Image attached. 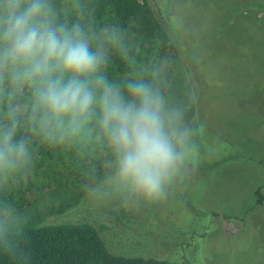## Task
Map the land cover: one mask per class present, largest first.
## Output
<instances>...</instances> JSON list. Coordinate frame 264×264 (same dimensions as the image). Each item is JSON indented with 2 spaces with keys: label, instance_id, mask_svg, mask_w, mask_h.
<instances>
[{
  "label": "rangeland",
  "instance_id": "374dc122",
  "mask_svg": "<svg viewBox=\"0 0 264 264\" xmlns=\"http://www.w3.org/2000/svg\"><path fill=\"white\" fill-rule=\"evenodd\" d=\"M158 1L179 40L163 96L198 131V169L166 201L148 204L113 190L115 156L106 148L71 153L104 173L88 189L35 155L0 187V234L81 219L102 225L116 254L264 264V204L255 197L264 186V0Z\"/></svg>",
  "mask_w": 264,
  "mask_h": 264
},
{
  "label": "clouds",
  "instance_id": "9594fccd",
  "mask_svg": "<svg viewBox=\"0 0 264 264\" xmlns=\"http://www.w3.org/2000/svg\"><path fill=\"white\" fill-rule=\"evenodd\" d=\"M105 39L115 44L118 37ZM106 65L105 50L79 23H56L49 0H0V104L7 101L0 187L31 160L27 140L17 138L19 109L12 102L25 89L32 93L30 120L48 142L74 139L98 120L115 156L108 182L130 199L166 201L198 169V131L185 125L182 108L169 107L144 79L110 82Z\"/></svg>",
  "mask_w": 264,
  "mask_h": 264
},
{
  "label": "trees",
  "instance_id": "16d2710c",
  "mask_svg": "<svg viewBox=\"0 0 264 264\" xmlns=\"http://www.w3.org/2000/svg\"><path fill=\"white\" fill-rule=\"evenodd\" d=\"M49 2L56 23L69 27L79 23L93 42L103 47L107 65L102 71L110 82L124 85L129 80L144 79L163 95L165 80L176 65L175 42L179 40L173 24L166 18L167 12H159L158 0ZM113 34L118 37L117 42L108 43L105 38ZM12 102L19 109L17 138L27 140L31 160L36 162L35 155L44 158L42 162L46 166L68 174L79 187L85 185L88 189L102 182L101 168L91 169L83 160L71 157L75 150L101 154L106 148L112 152L97 119L89 121L74 139L48 142L30 120L31 90L25 89ZM6 108L7 101L0 104V122L6 118ZM261 162L264 164V156ZM263 191L264 186L255 192L256 205L264 204ZM80 198L74 205H78ZM102 227L80 219L30 224L4 231L1 234L10 247L0 239V264H174L153 256L112 252L102 235Z\"/></svg>",
  "mask_w": 264,
  "mask_h": 264
}]
</instances>
